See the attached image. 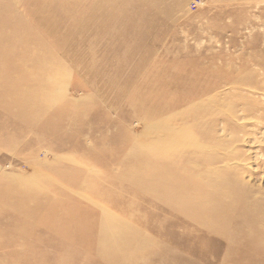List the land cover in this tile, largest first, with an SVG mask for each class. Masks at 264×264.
Here are the masks:
<instances>
[{"label": "rangeland", "instance_id": "374dc122", "mask_svg": "<svg viewBox=\"0 0 264 264\" xmlns=\"http://www.w3.org/2000/svg\"><path fill=\"white\" fill-rule=\"evenodd\" d=\"M0 264H264V0H0Z\"/></svg>", "mask_w": 264, "mask_h": 264}, {"label": "bare ground", "instance_id": "6f19581e", "mask_svg": "<svg viewBox=\"0 0 264 264\" xmlns=\"http://www.w3.org/2000/svg\"><path fill=\"white\" fill-rule=\"evenodd\" d=\"M203 198L202 199H204V200H206V199H208V198H211V194H209V193H203ZM210 209V210H209ZM208 209V212H210V214H213V208H209Z\"/></svg>", "mask_w": 264, "mask_h": 264}, {"label": "built area", "instance_id": "2783aa9c", "mask_svg": "<svg viewBox=\"0 0 264 264\" xmlns=\"http://www.w3.org/2000/svg\"><path fill=\"white\" fill-rule=\"evenodd\" d=\"M197 5H198V2H194V3H193V7H194V8H197Z\"/></svg>", "mask_w": 264, "mask_h": 264}]
</instances>
